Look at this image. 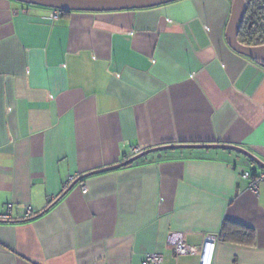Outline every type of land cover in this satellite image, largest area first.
<instances>
[{"label":"crops","instance_id":"0c3cea01","mask_svg":"<svg viewBox=\"0 0 264 264\" xmlns=\"http://www.w3.org/2000/svg\"><path fill=\"white\" fill-rule=\"evenodd\" d=\"M232 4L53 18L0 0V264H199L208 234L212 264H264V183L242 176L264 168L240 152L167 149L78 180L165 144L264 162V66L229 45ZM173 231L197 252L176 255Z\"/></svg>","mask_w":264,"mask_h":264},{"label":"water","instance_id":"95a60500","mask_svg":"<svg viewBox=\"0 0 264 264\" xmlns=\"http://www.w3.org/2000/svg\"><path fill=\"white\" fill-rule=\"evenodd\" d=\"M17 1L26 4L46 6L60 11H75V10L103 11V10L147 8V7H153V6L173 2L176 0H17ZM232 1H233L232 13L226 28V39L229 45L235 51L254 59L256 62L264 66V44L251 45V44H246L239 39L240 29L247 13V0H232ZM179 148H188V149L221 148L227 150H234L246 155L248 157V162L250 160H253L257 164H259L262 168H264V162H262L257 156H255L249 150L237 145L224 144V143L165 144L162 146H157L143 150L135 154L133 157L125 160L124 162L116 164L115 166L104 167L88 172L82 175L78 180L83 179L84 177H87L91 174L101 173L110 169L126 166L154 152H159L160 154L163 150L179 149Z\"/></svg>","mask_w":264,"mask_h":264},{"label":"built area","instance_id":"2783aa9c","mask_svg":"<svg viewBox=\"0 0 264 264\" xmlns=\"http://www.w3.org/2000/svg\"><path fill=\"white\" fill-rule=\"evenodd\" d=\"M61 15L60 10H54L52 13L53 18H59ZM135 153H138L140 149L134 148ZM242 176L249 180V187L255 192L258 190L260 183H264V169L259 172H253L250 170H245ZM74 177L71 176L72 180ZM86 187H83V192H86ZM33 212V207L31 205L26 207V214L29 215ZM13 218V203H9L3 213L0 214V220L9 221ZM220 235L218 234H208L204 237L203 246L201 249V255L199 259V264H212L213 252L216 244L220 240ZM168 243L173 247L176 255L193 254L197 252V247L187 243L184 240V235L181 232H170L167 236ZM164 256L160 252H148L145 254L142 264H163Z\"/></svg>","mask_w":264,"mask_h":264},{"label":"trees","instance_id":"16d2710c","mask_svg":"<svg viewBox=\"0 0 264 264\" xmlns=\"http://www.w3.org/2000/svg\"><path fill=\"white\" fill-rule=\"evenodd\" d=\"M239 39L246 44L264 43V0H248Z\"/></svg>","mask_w":264,"mask_h":264}]
</instances>
